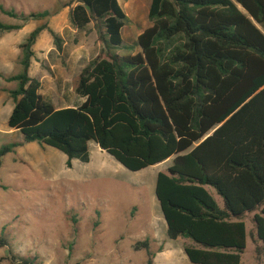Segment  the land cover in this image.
<instances>
[{
    "label": "trees",
    "instance_id": "1",
    "mask_svg": "<svg viewBox=\"0 0 264 264\" xmlns=\"http://www.w3.org/2000/svg\"><path fill=\"white\" fill-rule=\"evenodd\" d=\"M74 6L69 5L68 7ZM12 19L49 18L50 11ZM151 27L138 38L139 52L122 56L130 19L119 0H78L72 27L94 25L105 57L82 71L76 94L84 102L57 109L30 75L35 46L48 30L56 49L62 38L48 25L21 45L22 73L11 92L8 128L26 144L39 143L75 162L90 163L96 144L125 169L138 173L173 160L157 178L156 197L170 240L186 239L192 264H242L248 248L245 218L254 222L264 255V0H151ZM0 21V37L21 30ZM19 145L0 150L2 159ZM214 192L223 200L221 208ZM0 237V248L9 247ZM149 250L150 240L135 244ZM13 264H41L12 255ZM148 264H154L149 253Z\"/></svg>",
    "mask_w": 264,
    "mask_h": 264
},
{
    "label": "rangeland",
    "instance_id": "2",
    "mask_svg": "<svg viewBox=\"0 0 264 264\" xmlns=\"http://www.w3.org/2000/svg\"><path fill=\"white\" fill-rule=\"evenodd\" d=\"M78 0H0V5L19 14L50 11L49 18L30 22L12 19L0 12V21L21 30L0 37V150L19 145L2 159L0 169V237L9 247L0 248V264H13L12 255L38 257L41 264H192L185 254L190 240L172 241L156 197L159 173H167L173 160L134 173L116 162L96 144L90 145V163L67 167L60 151L39 143L26 144L24 137L8 128L14 102L11 92L18 83L8 78L22 73L21 45L37 28L48 25L64 42V52L55 46L46 30L34 50L30 75L42 83L41 95L57 109L83 103L75 90L90 62L105 57L94 25L78 32L70 12ZM130 19L123 30L122 56L136 54L138 38L151 27V0H119ZM74 6L68 7L69 5ZM213 195L224 208L223 200ZM255 214L245 218L248 248L242 264H264L257 254ZM150 240L149 250L135 244Z\"/></svg>",
    "mask_w": 264,
    "mask_h": 264
},
{
    "label": "crops",
    "instance_id": "3",
    "mask_svg": "<svg viewBox=\"0 0 264 264\" xmlns=\"http://www.w3.org/2000/svg\"><path fill=\"white\" fill-rule=\"evenodd\" d=\"M83 102H84V100H83ZM216 198V197H215ZM218 201V200H217ZM218 203H219V201H218ZM219 205H220V203H219ZM221 206V205H220ZM222 208V207H221Z\"/></svg>",
    "mask_w": 264,
    "mask_h": 264
}]
</instances>
